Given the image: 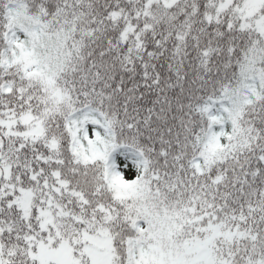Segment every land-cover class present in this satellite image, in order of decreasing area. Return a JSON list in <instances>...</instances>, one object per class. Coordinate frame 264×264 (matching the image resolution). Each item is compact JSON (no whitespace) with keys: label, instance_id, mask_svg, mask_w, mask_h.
<instances>
[{"label":"snow or ice","instance_id":"6c2138e0","mask_svg":"<svg viewBox=\"0 0 264 264\" xmlns=\"http://www.w3.org/2000/svg\"><path fill=\"white\" fill-rule=\"evenodd\" d=\"M0 264H264V0H0Z\"/></svg>","mask_w":264,"mask_h":264}]
</instances>
